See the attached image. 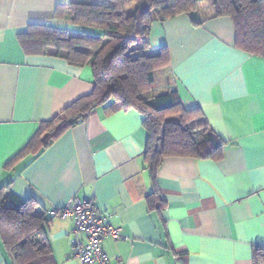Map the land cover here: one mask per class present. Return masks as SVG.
<instances>
[{
	"label": "crops",
	"instance_id": "1",
	"mask_svg": "<svg viewBox=\"0 0 264 264\" xmlns=\"http://www.w3.org/2000/svg\"><path fill=\"white\" fill-rule=\"evenodd\" d=\"M63 1L0 0V188L34 197L52 218L56 264H80L73 217L51 215L75 197L93 199L128 237L102 241L111 264H254L255 246L264 245V56L236 46L230 16H212L214 0L198 2L200 26L186 13L154 20L150 47L166 46L170 56L153 89L175 88L185 106L201 107L225 141L222 156H166L153 177L142 114L99 106L7 166L42 121L94 88L90 64L22 45L30 23L74 25L54 16ZM0 264H16L1 239Z\"/></svg>",
	"mask_w": 264,
	"mask_h": 264
},
{
	"label": "trees",
	"instance_id": "2",
	"mask_svg": "<svg viewBox=\"0 0 264 264\" xmlns=\"http://www.w3.org/2000/svg\"><path fill=\"white\" fill-rule=\"evenodd\" d=\"M199 1L66 0L57 4L56 19L98 28V34L87 29L73 34L52 23H30L21 36L25 51L59 55L74 65L90 64L94 88L42 121L7 166L48 146L99 106L108 113L135 109L142 114L148 130L144 158L153 177L166 156H222L225 141L201 107L185 106L175 88L150 92L158 84L157 70L170 61L166 46L151 51L152 22L186 13L200 26L205 18L198 15ZM225 15L233 20L236 46L264 56V0H214L212 16ZM7 186L0 188V239L5 249L16 264H56L49 240L52 218L38 212L37 199L23 198ZM253 261L264 264V245L255 246Z\"/></svg>",
	"mask_w": 264,
	"mask_h": 264
},
{
	"label": "built area",
	"instance_id": "3",
	"mask_svg": "<svg viewBox=\"0 0 264 264\" xmlns=\"http://www.w3.org/2000/svg\"><path fill=\"white\" fill-rule=\"evenodd\" d=\"M72 216V254L80 264H111L102 241L111 236L128 238L121 228L109 223L108 215L98 210L93 199L75 197L61 208L51 210V215Z\"/></svg>",
	"mask_w": 264,
	"mask_h": 264
},
{
	"label": "rangeland",
	"instance_id": "4",
	"mask_svg": "<svg viewBox=\"0 0 264 264\" xmlns=\"http://www.w3.org/2000/svg\"><path fill=\"white\" fill-rule=\"evenodd\" d=\"M206 10H208V9H206ZM68 27H69V29H71L73 34H80V32L84 30V28L89 30V32L93 31L95 34H98L100 32V30L98 28L80 25V24H75V23H74V25H72L71 23H68ZM150 92L151 93H160L162 91L160 89H158V90L152 89V90H150Z\"/></svg>",
	"mask_w": 264,
	"mask_h": 264
}]
</instances>
